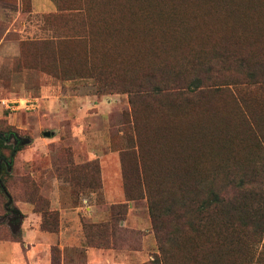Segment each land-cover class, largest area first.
Wrapping results in <instances>:
<instances>
[{
	"label": "rangeland",
	"instance_id": "1",
	"mask_svg": "<svg viewBox=\"0 0 264 264\" xmlns=\"http://www.w3.org/2000/svg\"><path fill=\"white\" fill-rule=\"evenodd\" d=\"M6 6L0 264L12 255L1 242L22 237L9 200L60 213L92 191L106 218H85L84 231L113 221L105 239L141 250L135 264H264V0ZM114 161L126 201L108 204L102 170ZM141 164L153 211L138 197ZM131 201L140 226L125 222Z\"/></svg>",
	"mask_w": 264,
	"mask_h": 264
},
{
	"label": "crops",
	"instance_id": "2",
	"mask_svg": "<svg viewBox=\"0 0 264 264\" xmlns=\"http://www.w3.org/2000/svg\"><path fill=\"white\" fill-rule=\"evenodd\" d=\"M21 2V0H18ZM0 4V27L4 29V36L11 30L9 15L6 6L7 0ZM11 43L5 38L0 41V53L10 52ZM103 174L102 196L108 204L125 202L123 181L120 165L115 161L106 163ZM56 203V202H55ZM57 204V203H56ZM100 197L97 192L82 193L75 207L59 205L60 221L59 230L51 231L42 228V213L34 210V205L26 203L19 205L23 213L21 218L22 241L1 242L2 245H11L12 255L7 258V264H52L53 247L60 249V264H135L136 256L139 259L141 250H126L110 247L90 246L86 241L83 221L85 218L99 221L106 218L105 209L100 206ZM127 225L133 222L136 226L142 225L147 220L136 218L139 212L135 201L129 202ZM147 225V224H146ZM145 225V226H146ZM3 259L0 258V261Z\"/></svg>",
	"mask_w": 264,
	"mask_h": 264
},
{
	"label": "trees",
	"instance_id": "3",
	"mask_svg": "<svg viewBox=\"0 0 264 264\" xmlns=\"http://www.w3.org/2000/svg\"><path fill=\"white\" fill-rule=\"evenodd\" d=\"M5 145V139L3 137L0 136V146ZM140 169H142V181L141 182V178L139 179V181H137V183L139 184V186L143 187L144 191L142 192L141 195H138V197H143L144 195L147 194L148 196V201H149V208L153 211V209L155 208V202L152 199V193L151 190L148 186L147 183H145V179H144V174L146 177V173H145V168L143 167V165L141 164ZM0 184L1 188H3L6 192V187H5V183L3 181ZM85 193V192H83ZM156 193H159V191H157ZM10 199V196H8ZM79 202V201H78ZM125 206V205H124ZM6 210L7 213L5 214L6 218H8V220L11 218V216H13V214L15 215L16 218L21 219L23 217V213L21 212V210L15 206L10 205V200L6 205ZM43 213V212H42ZM118 213H122L123 212H118ZM59 221H60V213L58 210H45L43 213V220L41 223L42 228L47 229V230H51V231H58L59 230ZM4 222V221H2ZM264 230V228H263ZM85 235H86V241L90 246H97V247H101V246H106L108 247L111 243L109 241H107L105 239V237H109V235L113 236L114 235V224L113 221H106L104 223H85ZM100 237H99V236ZM99 237L98 239H96V237ZM172 240V238H169ZM159 240V239H158ZM163 240V239H162ZM160 239L159 240V245L162 249V252H165V248L163 247V242ZM18 241H22V237L20 239H18ZM110 247V246H109ZM52 254H53V262L52 264H60V249L59 247L55 246L52 249ZM164 258L167 259L166 256H164ZM168 260V259H167ZM164 261V264H169L170 259L167 261Z\"/></svg>",
	"mask_w": 264,
	"mask_h": 264
},
{
	"label": "built area",
	"instance_id": "4",
	"mask_svg": "<svg viewBox=\"0 0 264 264\" xmlns=\"http://www.w3.org/2000/svg\"><path fill=\"white\" fill-rule=\"evenodd\" d=\"M14 104L17 105V106L18 105L19 106H25L27 108V107H30L33 103H31L29 101V99H19V100L14 101Z\"/></svg>",
	"mask_w": 264,
	"mask_h": 264
},
{
	"label": "water",
	"instance_id": "5",
	"mask_svg": "<svg viewBox=\"0 0 264 264\" xmlns=\"http://www.w3.org/2000/svg\"><path fill=\"white\" fill-rule=\"evenodd\" d=\"M28 141H29V139H24L23 143H26V142H28Z\"/></svg>",
	"mask_w": 264,
	"mask_h": 264
}]
</instances>
